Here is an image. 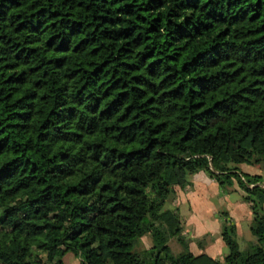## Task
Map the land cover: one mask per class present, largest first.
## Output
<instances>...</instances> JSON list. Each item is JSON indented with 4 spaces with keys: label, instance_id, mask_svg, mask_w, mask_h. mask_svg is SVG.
Returning a JSON list of instances; mask_svg holds the SVG:
<instances>
[{
    "label": "trees",
    "instance_id": "trees-1",
    "mask_svg": "<svg viewBox=\"0 0 264 264\" xmlns=\"http://www.w3.org/2000/svg\"><path fill=\"white\" fill-rule=\"evenodd\" d=\"M241 162L264 164V0H0V264H264ZM198 170L249 204L246 249L224 211L223 258L189 249L164 204Z\"/></svg>",
    "mask_w": 264,
    "mask_h": 264
},
{
    "label": "crops",
    "instance_id": "crops-1",
    "mask_svg": "<svg viewBox=\"0 0 264 264\" xmlns=\"http://www.w3.org/2000/svg\"><path fill=\"white\" fill-rule=\"evenodd\" d=\"M239 167L243 171L260 174L264 185V164L241 162ZM189 178L190 181L184 186L175 187L174 195L165 207L173 208L179 214L181 233L187 237L189 249L193 253L206 252L215 258H223L227 252V246L221 238L223 211L233 219L241 247L254 239L249 227L251 220L249 204L242 199L241 191L235 184L223 189L204 170L194 172ZM220 194L224 198L228 197L225 203H217L215 197ZM141 240L144 245H150L151 238L148 234L142 235ZM171 240H175L173 236L168 240L169 245ZM174 245L179 251L180 244L175 241ZM64 257V264H67Z\"/></svg>",
    "mask_w": 264,
    "mask_h": 264
},
{
    "label": "rangeland",
    "instance_id": "rangeland-1",
    "mask_svg": "<svg viewBox=\"0 0 264 264\" xmlns=\"http://www.w3.org/2000/svg\"><path fill=\"white\" fill-rule=\"evenodd\" d=\"M228 187V186H227ZM227 187H226V189H227ZM222 188V187H221ZM207 196V195H206ZM231 196H232V194H231ZM215 199H216V201H217V203H225V200L226 199H228V197L227 198H224V196H222V194H220V195H217V197H215ZM170 201V199H168V200H166V202H165V204H164V206H166L167 204H168V202ZM220 211H222V210H220ZM252 233V232H251ZM252 235V237H254L255 238V236L253 235V233L251 234ZM173 238L175 239V240H171L170 241V246H171V249L174 251V252H177V249H176V247H175V245H174V242L175 241H177L176 240V238L173 236ZM178 243V242H177ZM241 248H243V249H246L244 246H242ZM65 259H66V262H67V264H83L82 262H81V260H80V258L77 256V255H75V254H73L71 251H67L66 252V255H65V257H64Z\"/></svg>",
    "mask_w": 264,
    "mask_h": 264
}]
</instances>
